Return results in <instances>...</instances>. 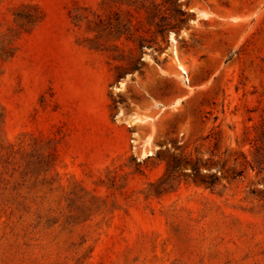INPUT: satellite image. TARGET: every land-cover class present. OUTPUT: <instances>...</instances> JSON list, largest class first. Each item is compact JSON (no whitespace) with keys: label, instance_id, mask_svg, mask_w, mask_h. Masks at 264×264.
<instances>
[{"label":"rangeland","instance_id":"obj_1","mask_svg":"<svg viewBox=\"0 0 264 264\" xmlns=\"http://www.w3.org/2000/svg\"><path fill=\"white\" fill-rule=\"evenodd\" d=\"M0 264H264V0H0Z\"/></svg>","mask_w":264,"mask_h":264}]
</instances>
